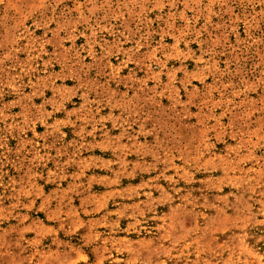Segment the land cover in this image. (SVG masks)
Instances as JSON below:
<instances>
[{
  "label": "rangeland",
  "instance_id": "obj_1",
  "mask_svg": "<svg viewBox=\"0 0 264 264\" xmlns=\"http://www.w3.org/2000/svg\"><path fill=\"white\" fill-rule=\"evenodd\" d=\"M0 264H264V0H0Z\"/></svg>",
  "mask_w": 264,
  "mask_h": 264
}]
</instances>
